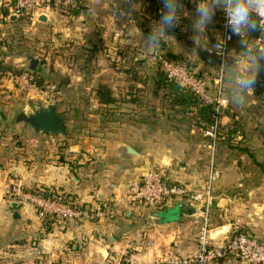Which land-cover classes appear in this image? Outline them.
<instances>
[{"label": "crops", "instance_id": "crops-1", "mask_svg": "<svg viewBox=\"0 0 264 264\" xmlns=\"http://www.w3.org/2000/svg\"><path fill=\"white\" fill-rule=\"evenodd\" d=\"M11 1L0 0V264H145L154 257L192 253L200 202L172 197L156 207L129 201L127 192L131 181L152 167L201 190L212 161L220 171L210 209L211 224L219 227L214 241L233 230L264 239V95L256 82L247 99L250 107L224 102L233 87L226 72L240 67L238 36L233 35L223 59L214 49L197 47L192 0H181L188 15L182 14L154 49L144 47L135 33L136 28L150 32L161 0H116L117 6L83 0L66 16L52 10L45 12L46 20L15 15L6 20ZM222 16L218 8L206 30L208 41L197 43L212 48L221 38ZM163 52L185 57L208 80V98L197 106L217 105L222 132L237 124L228 142L218 126L215 139L207 134L204 121L196 122L199 109L181 99L174 85L161 82L155 56ZM25 53L39 57L34 70L26 69ZM23 72L36 74L35 87H21L15 76ZM49 102L66 135L16 121L19 111ZM125 145L137 153H128ZM14 182L26 189L62 190L74 203L101 205L103 213L62 224L42 220L18 199V205L11 204L15 198L7 190ZM158 211L166 214L157 217ZM214 264L247 263L221 259Z\"/></svg>", "mask_w": 264, "mask_h": 264}, {"label": "built area", "instance_id": "built-area-1", "mask_svg": "<svg viewBox=\"0 0 264 264\" xmlns=\"http://www.w3.org/2000/svg\"><path fill=\"white\" fill-rule=\"evenodd\" d=\"M83 0H13L7 3V11L4 15L9 20L12 15L30 16L37 19L40 12L57 10L70 13L78 7ZM226 17L223 13L221 20V38L224 39L228 29L225 27ZM227 40L224 46L223 59L228 49ZM260 37L256 43L260 42ZM216 41L212 42L215 47ZM161 69L168 79H175L183 86L192 90L202 99H207L208 80L201 75L195 74L187 65L175 59H170L160 53L155 56ZM33 74L23 72L15 79L23 89L36 86ZM217 91L222 90V72L217 80ZM219 100V97H216ZM216 109H218L216 105ZM217 120L206 129V133L214 139L217 136ZM214 141L212 147L214 148ZM212 148V149H213ZM213 153V152H212ZM220 175L219 168L210 163L204 186L201 190H193L184 183L168 179L162 173L160 167H152L143 172L139 177L131 181L127 192L129 201L147 203L153 206L164 205L170 198H182L189 196L192 200L201 203V221L196 236V250L185 255H168L154 257L145 264H214L221 259H230L239 263L262 264L264 263V239L244 230H233L222 241L215 242L212 234L213 225L210 220V209L213 204L214 182ZM9 195L27 204L35 210L40 219H51L53 222L62 224L68 221L81 219H94L102 215L101 205L87 206L74 203L62 190L44 192V188H24L19 182H14L7 190Z\"/></svg>", "mask_w": 264, "mask_h": 264}, {"label": "clouds", "instance_id": "clouds-1", "mask_svg": "<svg viewBox=\"0 0 264 264\" xmlns=\"http://www.w3.org/2000/svg\"><path fill=\"white\" fill-rule=\"evenodd\" d=\"M195 4V16L193 19V41L197 47L204 48L223 56L224 46L233 35L240 38L239 44L243 52L240 59V67L226 72V78L233 85L231 92L225 97V104L236 108H247L250 105L247 99L253 94L257 76L264 67V39L256 43L250 39L252 32H259L264 37V0H192ZM113 6H117L116 0H109ZM162 9L159 20L154 21L151 30L144 35L138 28L136 35L143 41L146 48H155L162 43L163 37L169 35V30L176 27L181 15H188L184 11L181 0H161ZM223 11L226 17L225 27L228 29L224 39H217L215 47L209 48L197 41H203L208 26L213 22L217 9ZM94 13L89 8V15ZM208 41V38H207Z\"/></svg>", "mask_w": 264, "mask_h": 264}, {"label": "trees", "instance_id": "trees-1", "mask_svg": "<svg viewBox=\"0 0 264 264\" xmlns=\"http://www.w3.org/2000/svg\"><path fill=\"white\" fill-rule=\"evenodd\" d=\"M152 5L155 6L154 3H152ZM156 7H159V5H156ZM251 36L252 37H249V38L256 39V38L260 37V33L259 32H252ZM163 55L170 58V59H175V60H178L180 62L185 63L190 70H192L195 74H197V72H195L192 69V67L189 65L188 60L185 57L178 56V55H175V54L170 53V52H163ZM156 64L158 67L157 73L160 77L161 82L165 85H174V87L176 88V94L181 99L183 98V100H185L189 104L194 105V107H197L199 109V113L197 114L198 118H196V122H200V120L202 119L204 121V127L209 128L212 125V123H214L216 117L218 116V111L215 109L214 103H212V102H207V103H203V104L201 103L202 105L198 107L197 104H199L201 102V98L198 95H196L192 90L183 86L179 81H177L175 79H171V80L168 79L166 77V75L164 74L163 70L161 69L160 64L158 62ZM32 74L34 77L33 80H35V82H36L38 78H37L35 73H32ZM257 82H258V85L260 86L261 93H263V95H264V67L261 68V71L259 72V74L257 76ZM100 90H101V88H100ZM101 92H102V90H101ZM180 101H182V100H180ZM199 115L200 116L202 115V116L200 117ZM237 128H238V126L234 122L230 128H228L226 131H223L224 134H226L223 137L222 136L223 132L220 130V128L218 126V134H219V136L223 137L222 138L223 141L228 142L231 139V136L233 135V133L236 131ZM221 132H222V135H221ZM43 188H44L45 193L55 192L57 190L53 187H43ZM81 205H85V204H81Z\"/></svg>", "mask_w": 264, "mask_h": 264}, {"label": "water", "instance_id": "water-1", "mask_svg": "<svg viewBox=\"0 0 264 264\" xmlns=\"http://www.w3.org/2000/svg\"><path fill=\"white\" fill-rule=\"evenodd\" d=\"M39 20H46L47 15L45 12H40L37 16ZM25 60H26V69L34 70L38 63L39 57L35 56L31 53H25ZM16 121L22 122L26 126L33 128L35 131H40L44 133L50 134H61L66 135V127L56 109V106L53 102L40 104L33 107L30 111H19L16 114ZM125 148L128 150V153L132 154L135 151L134 148L130 147L129 145H125ZM137 153V152H136ZM163 175H165V169H162ZM12 205H18V201L14 199L11 202ZM166 214V211H158L156 214L157 217H162ZM219 229V227L212 228V234ZM79 264H89L88 262H82Z\"/></svg>", "mask_w": 264, "mask_h": 264}, {"label": "rangeland", "instance_id": "rangeland-1", "mask_svg": "<svg viewBox=\"0 0 264 264\" xmlns=\"http://www.w3.org/2000/svg\"><path fill=\"white\" fill-rule=\"evenodd\" d=\"M59 13H62V15H67L65 12H59ZM26 38V42H27V40L29 39L28 37H25ZM27 47L29 48V46L28 45H23V48H25V50L27 51ZM32 50L34 51V52H38L39 51V49L37 48V47H32Z\"/></svg>", "mask_w": 264, "mask_h": 264}]
</instances>
